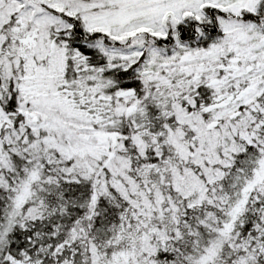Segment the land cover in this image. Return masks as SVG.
I'll return each mask as SVG.
<instances>
[{
	"label": "snow or ice",
	"instance_id": "obj_1",
	"mask_svg": "<svg viewBox=\"0 0 264 264\" xmlns=\"http://www.w3.org/2000/svg\"><path fill=\"white\" fill-rule=\"evenodd\" d=\"M0 264H264V0H0Z\"/></svg>",
	"mask_w": 264,
	"mask_h": 264
}]
</instances>
